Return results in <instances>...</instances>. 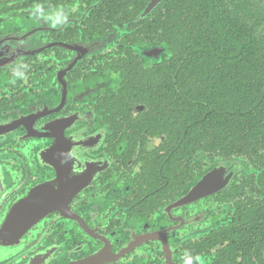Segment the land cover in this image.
<instances>
[{
  "label": "flooded vegetation",
  "instance_id": "1",
  "mask_svg": "<svg viewBox=\"0 0 264 264\" xmlns=\"http://www.w3.org/2000/svg\"><path fill=\"white\" fill-rule=\"evenodd\" d=\"M184 1L0 0V264H264V161L203 184L233 158L175 118ZM224 5L264 48V0Z\"/></svg>",
  "mask_w": 264,
  "mask_h": 264
},
{
  "label": "trees",
  "instance_id": "2",
  "mask_svg": "<svg viewBox=\"0 0 264 264\" xmlns=\"http://www.w3.org/2000/svg\"><path fill=\"white\" fill-rule=\"evenodd\" d=\"M199 1L202 15L195 24V0L184 1L181 13L177 4L171 7L175 19L185 18L184 33L175 34L176 50L170 59L177 65L166 70L167 78H174L178 71L177 84L183 85L186 94L177 102L183 113L179 114L177 106L175 118L181 117L184 126L199 131L200 140L205 142L202 149L210 148V140L214 139L219 156L262 163L264 48L258 49L252 42L244 44L243 53H230L228 43L237 34L233 31L229 37L231 22L225 14L224 0ZM211 10L216 11L217 19L211 16ZM174 92L178 93L177 88Z\"/></svg>",
  "mask_w": 264,
  "mask_h": 264
},
{
  "label": "water",
  "instance_id": "3",
  "mask_svg": "<svg viewBox=\"0 0 264 264\" xmlns=\"http://www.w3.org/2000/svg\"><path fill=\"white\" fill-rule=\"evenodd\" d=\"M231 162L232 171L224 169V167L217 168L214 171L209 172L206 174L203 179L202 183L207 185H212L214 181H216V189L219 190L220 188H223L226 184L231 183L233 180V177L236 174V162H240V159L234 158L233 160H229ZM229 172V173H228ZM227 179V181H226ZM18 205V204H17ZM20 207V205H19Z\"/></svg>",
  "mask_w": 264,
  "mask_h": 264
},
{
  "label": "clouds",
  "instance_id": "4",
  "mask_svg": "<svg viewBox=\"0 0 264 264\" xmlns=\"http://www.w3.org/2000/svg\"><path fill=\"white\" fill-rule=\"evenodd\" d=\"M185 264H192L191 259L186 260V261H185Z\"/></svg>",
  "mask_w": 264,
  "mask_h": 264
}]
</instances>
